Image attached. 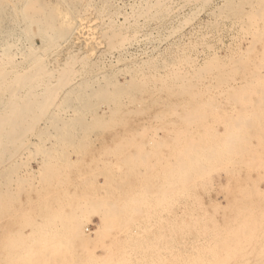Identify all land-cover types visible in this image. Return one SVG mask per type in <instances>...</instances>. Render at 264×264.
<instances>
[{"label": "bare ground", "instance_id": "6f19581e", "mask_svg": "<svg viewBox=\"0 0 264 264\" xmlns=\"http://www.w3.org/2000/svg\"><path fill=\"white\" fill-rule=\"evenodd\" d=\"M62 1L74 14L78 3L85 2ZM166 1L170 3L172 0H153L135 7L129 26L126 20L121 23L115 20L97 23L94 29L99 30L105 44L104 54H101L107 56L117 52L116 60L122 59L131 40L128 31H135L140 19L143 22L165 18L171 11ZM181 1L206 6L212 0ZM226 1L225 5L216 7V13L219 19L222 16L231 19L250 37L244 49L237 45L225 58L212 55L204 59L203 56L200 65L194 60L196 58L190 56V52L189 55L183 52L177 56V49H173L178 58L170 50L173 53L169 52L170 58H176L173 57L174 61L171 62L167 60V63H163L162 60V63H157L153 61L155 58L149 57L126 64L118 71L126 76L120 82L116 78L118 74L110 72L112 69L109 72L103 70L104 62L97 56V59L91 60L72 47H63L61 58L55 57L56 53H52L60 43L68 42L69 34L58 30L49 14L35 7V0H0V218L14 219L18 223L17 231L9 229L13 233L3 243L9 248L4 261L2 254L5 255V250L0 247V264H97L87 255L89 248L95 246L105 251L102 262L98 264H127L129 261H125L127 253L124 251L127 243L125 234L128 232L126 225L140 212L141 207V210L143 207L147 210L156 200L162 209L167 208L163 204L170 208L171 204L175 205L176 197L189 200L191 208L185 203L188 206L179 211L180 215L174 217L168 228L171 242L176 244V238L182 241L173 247L169 264H264V0ZM133 36L134 41L136 35ZM183 45L177 47L183 49L187 43ZM85 52L88 54L89 51ZM226 101L230 102V107L224 111L221 107ZM154 124L160 126H157L160 131L166 132L169 144L159 141L153 134L149 135L150 139L146 138L151 141L150 144L153 143L150 146L146 145L148 141L136 142L135 137L128 139L122 136L124 141H120L119 136L118 142L115 136L112 138V141L115 140L113 149L112 141L107 142L112 144H109L112 150L110 147L104 149L107 150L104 153L107 152L108 156L111 155L109 158L115 161V168L108 165L105 169L98 167L104 170L102 174L96 165L93 166L97 173L104 176L102 185L95 187L84 180L89 185H81L85 187L83 191L77 193L73 188L76 193L66 192L71 187H68L65 179L69 178V174H74L77 166L80 170L85 160H89L85 158V151L82 155L74 152L79 147L84 150L86 142L82 139L87 134L106 130L112 136L113 129L118 133L126 127L143 132L146 126L154 127ZM123 131L122 135H127ZM142 136L138 137L141 141L147 135ZM30 137L38 141L32 152L41 157V167L37 169L35 179L40 184L39 188L34 186V174L31 177L29 173L30 177H26L21 171L23 164L20 166L19 161L23 151L30 153ZM49 140L53 142L46 148L43 143H49ZM150 147L152 150L154 147L156 152L146 149ZM163 147L169 148L166 159L162 157L164 152H158ZM90 151L88 154L93 153ZM160 154L162 156L158 157ZM73 155L84 156L83 164ZM32 158L28 159L32 161ZM99 158L96 161L106 167ZM141 167L144 172L145 169L155 170L153 174L150 172L156 175L153 178L161 170L159 176L162 174L160 178L163 177L164 183L159 191L156 189V194L160 196L162 205L156 195L151 199L153 195L143 188L150 180L145 181L147 177L142 179V172H139ZM90 169L89 166L86 172ZM21 172L25 177L21 176ZM95 173H91L93 177ZM213 175L218 179L223 177L224 183L219 180L214 182ZM148 178L151 179V176ZM63 180L67 190L61 189L60 193L58 189L62 188ZM91 181L93 183L94 179L91 178ZM150 185L147 186L156 187ZM213 189H219L223 194L225 207L217 205L219 203L213 199L214 195L211 197L216 202L203 204L209 200L202 202L200 194L213 193ZM148 197L149 201L153 200L151 203L147 202ZM39 205H52L49 210L54 206L56 209L52 213L48 210L51 214H46L47 207L41 208L46 210L42 211L45 214L40 213V208L34 213L33 208ZM92 215H97L99 219L93 241L81 231V221L88 220ZM37 217L42 220L36 221ZM10 221L5 222L6 225L14 224ZM1 223L5 224L3 221ZM23 229L28 232L23 233ZM1 230L5 233V230ZM189 235L193 237L190 241L189 238L187 240Z\"/></svg>", "mask_w": 264, "mask_h": 264}, {"label": "rangeland", "instance_id": "374dc122", "mask_svg": "<svg viewBox=\"0 0 264 264\" xmlns=\"http://www.w3.org/2000/svg\"><path fill=\"white\" fill-rule=\"evenodd\" d=\"M34 0H32V2H33ZM149 1H153V0H91V2H90V0H85V2L83 3V1H81L82 3L80 4V2L78 3V5L79 6H76L77 8V10H76V12H79V13H76L75 12V14L73 13V11L71 10L70 11V8H69V6L66 4V3H64L62 0H35V2H34V5H35V7H37L38 8V10H40L41 12H43V13H48L49 14V16H50V18L52 19V21H53V23H54V25L57 27V29L58 30H61V31H64V32H62V33H64V34H69V40H68V42L67 43H65V44H63V43H60L59 44V47L58 48H56L55 50H54V53H52L53 55L55 54V57H56V55L57 56H59L60 58H61V56L60 55H62L63 54V47L64 48H66L67 49V47H72L74 50H76V51H79V54H82V55H87V57H89L88 59H91V60H93V59H101V61L103 60V64H102V66H104V67H102L103 68V70L105 71L106 70V72H109L111 69V71L110 72H115L116 73V78H117V80L118 81H120V82H122V80H124L125 78H126V76H122V73L120 74V73H118V71H119V69L121 68H123L126 64L127 65H129V63L131 62H138V61H142V60H146V59H148L149 57L152 59V58H157L156 60L155 59H153V61H156L157 63H160L162 60H163V63L164 62H168V61H170L171 62V60L172 59H174L175 57H176V55L177 56H180L181 54H184V53H189L190 52V56L192 57V58H196V59H194L196 62H197V64H202L203 63V56H204V59L205 58H207L208 56H212V55H216V56H218L219 58H225V57H228L229 55H231V52L234 50V48L236 47H238V48H242V49H244L246 46H247V43H248V40H249V36L248 35H245L244 34V32H242V30H241V28L239 27V26H237V25H235L234 23H233V21H231V19H228V18H226V17H223L222 16V19H221V17H220V19H219V15H218V13H216V9L220 6V5H225L226 3H227V1L224 3L223 1L224 0H210L211 2L208 4V5H206V6H201V5H199L197 2H192V3H190V4H185L183 1H181V3H180V0H172V1H170V3H169V1H166L167 2V4H168V6H169V11L170 12H168V14L165 16V18L163 17V18H161V19H159V20H152V21H143L142 22V19H140L139 21H138V25H137V27L136 28H134L135 29V31L134 30H129L128 32V36L130 37V44L129 45H126V53H125V55L122 57V59H119V60H116V58H117V56H118V53L117 52H114V53H112V55H107V56H103L102 54H104L103 53V51L105 50L104 48H105V44H104V42H103V40L100 38L101 36H100V33H99V30L98 29H94V28H96V24L97 23H99L100 21H103L104 23H106V21L108 22V21H116V23H121V22H124L125 20L127 21V23H126V25L127 26H129L131 23H132V21H133V19H132V12H133V10L135 9V7H138V6H140V5H142V4H144L145 2H149ZM233 3L234 2H237L236 0H231ZM90 2V3H89ZM194 3V4H193ZM221 3V4H220ZM86 4V5H85ZM184 4V5H183ZM82 7H81V6ZM199 5V6H198ZM211 5V6H210ZM84 6H86V7H84ZM188 6V7H187ZM190 6V7H189ZM196 7H198V9L196 8ZM217 7V8H216ZM221 7V6H220ZM81 8V10L79 11L78 9H80ZM177 8V9H176ZM244 8L246 9L247 8V6H244ZM194 9V10H193ZM197 9V10H196ZM97 10V11H96ZM102 12H101V11ZM215 10V11H214ZM95 11H96V13H95ZM201 11V12H200ZM218 11V10H217ZM182 12V13H181ZM83 14V15H82ZM188 14V15H187ZM79 18H77L76 16ZM174 15V16H173ZM217 15H218V18H217ZM82 16V17H81ZM176 16V17H175ZM86 17V18H85ZM90 17V18H89ZM112 17V19H110V18ZM184 17V18H183ZM199 17V18H198ZM106 18V19H105ZM178 18V19H177ZM96 19V20H95ZM99 19V20H98ZM216 19H217V21H216ZM224 19V20H223ZM90 20V21H89ZM131 20V21H130ZM228 20H230V21H228ZM89 21V22H88ZM114 21V22H115ZM141 21V22H140ZM216 21V22H215ZM88 22V23H87ZM95 23V25L94 26H92V23ZM173 22V23H172ZM175 22V23H174ZM211 22H214V23H211ZM221 22V23H220ZM229 22V23H228ZM79 23V24H78ZM171 23V24H170ZM185 23V24H184ZM78 24V25H77ZM87 24V25H86ZM142 24V25H141ZM141 27V28H140ZM182 27V28H181ZM199 27H200V29H199ZM93 28V29H92ZM235 28V29H234ZM239 28V29H238ZM83 29H85L86 30V32H85V30L84 31H82ZM92 31H91V30ZM156 29V30H155ZM202 29V30H201ZM137 30V31H136ZM172 30H174V31H172ZM238 30H241V31H238ZM193 31V32H192ZM66 32V33H65ZM68 32V33H67ZM83 32V33H82ZM88 32V33H87ZM93 32V33H92ZM136 32V33H135ZM210 32V33H209ZM93 34V35H90L89 36V34ZM95 33V34H94ZM152 33V34H151ZM166 33V34H165ZM176 33V34H175ZM205 33V34H204ZM87 34V36L85 37V35ZM145 34V35H144ZM133 35H136L135 36V39H134V41H133ZM189 35V36H188ZM212 36V37H210V36ZM241 35V36H240ZM150 36V37H149ZM181 36V37H180ZM137 37V38H136ZM201 37V38H200ZM208 37V38H207ZM210 37V38H209ZM238 37V38H237ZM89 39L88 41L86 40V39ZM100 38V39H99ZM78 39V40H77ZM197 39V40H196ZM209 39V40H208ZM214 39V40H213ZM240 39V40H239ZM243 39V40H242ZM247 39V40H246ZM92 41L91 43H89V41ZM102 42H101V41ZM180 40V41H179ZM190 41V46H189V44H188V42ZM245 40V41H244ZM98 41H99V43H98ZM199 41V42H198ZM201 41V42H200ZM219 41V42H218ZM70 42V43H69ZM75 42V43H74ZM78 42V43H77ZM131 42H133L132 44H131ZM172 42H174V44L172 43ZM178 42V43H177ZM185 42V43H184ZM77 43V44H76ZM98 43V44H97ZM129 43V42H128ZM186 43H187V45H186ZM192 43V44H191ZM194 43V44H193ZM200 43V44H199ZM237 43V44H236ZM61 44H63V45H61ZM93 44V45H92ZM177 44H179V45H177ZM183 44H185L186 46L182 49V48H178L177 46H180L181 45V47H183L184 45ZM199 44V45H198ZM233 44H235V45H233ZM69 45V46H68ZM74 45V46H73ZM78 45V46H77ZM86 45H88V46H86ZM92 45V46H91ZM102 45V46H101ZM192 45V46H191ZM205 45V46H204ZM238 45V46H237ZM75 46L77 47V48H75ZM100 46V47H99ZM170 46V47H169ZM174 46H176V48H172V47ZM189 46V47H188ZM194 46V47H193ZM196 46V47H195ZM234 46V47H233ZM86 47H89V48H87L86 49ZM94 47V48H93ZM103 47V48H102ZM187 47H188V49H187ZM192 47V48H191ZM208 47V48H207ZM62 48V49H61ZM164 48H165V50H164ZM195 48V49H194ZM58 49V50H57ZM78 49V50H77ZM90 49V50H89ZM173 49H177L176 51H177V53H176V55H175V52L176 51H174L173 52ZM179 49L180 50H182V52L180 53V51H179ZM186 49V50H185ZM190 49V50H189ZM191 49L193 50V51H191ZM85 50L86 51H89L88 52V54H87V52H85ZM170 50H172V52L174 53V55H175V57L173 58L172 56H171V58H170V55L171 54H173ZM186 52H185V51ZM196 50V51H195ZM228 50V51H227ZM56 51V52H55ZM60 51V53H58V52ZM80 51L82 52V53H80ZM98 51H100V55H99V52ZM167 51H168V53H167ZM85 52V53H84ZM95 52V53H94ZM98 52V53H97ZM169 52L171 53L170 55H168L169 54ZM184 52V53H183ZM192 52H193V54H192ZM208 52V53H207ZM102 53V54H101ZM178 53H179V55H178ZM199 53V54H198ZM202 53V54H201ZM214 53V54H213ZM59 54V55H58ZM91 54V55H90ZM161 54V55H160ZM88 55H90V56H88ZM93 55V56H92ZM99 55V56H98ZM161 57H160V56ZM189 55V54H188ZM193 55V56H192ZM196 55V56H195ZM95 56H97V58L95 57ZM156 56V57H155ZM165 56V57H164ZM169 56V57H168ZM225 56V57H224ZM59 57H57V58H59ZM59 58V59H60ZM105 58V59H104ZM169 58V59H168ZM176 58H178V57H176ZM175 58V59H176ZM107 59V60H106ZM137 60V61H136ZM168 60V61H167ZM172 61H174V60H172ZM169 62V63H170ZM162 63V62H161ZM110 66H109V65ZM116 64L118 65V66H116ZM199 64V65H200ZM120 65V66H119ZM107 66H109V67H107ZM114 66H115V69H114ZM112 67V68H111ZM119 67V68H118ZM118 68V69H117ZM108 69V70H107ZM120 69V70H121ZM115 70V71H114ZM162 69H160L159 71H161ZM112 72V73H113ZM120 74V75H119ZM121 78V79H120ZM123 78V79H122ZM226 103H228V104H226ZM226 106V107H225ZM228 106V107H227ZM229 107H230V102L229 101H226L225 103H224V106H223V104H222V109H224V111L225 110H227V109H229ZM153 111V110H152ZM152 111H150V113H152ZM206 112L208 113L209 112V110L208 109H206ZM211 120V118L209 117V121ZM160 127L159 125H155L154 124V127H153V125L152 126H146V129H144V131L142 132L140 129H133V131L135 132H133L132 131V129H129V127H126V129H120L119 131L116 129V131H118V133L117 132H115V129H113L112 130V132H114V133H111L112 134V136L110 135V133L108 134L107 133V131L106 130H100V131H94L93 133L91 132V133H89V134H87L86 135V137L85 138H83L82 139V141H84V142H86L85 143V145L87 146H85L84 145V147L86 148V150H88V151H90V152H93V153H90V154H88L89 152L88 151H86L85 150V148H84V150H83V147H79V149L80 148H82V150L81 151H79V149H76V150H74V152L77 154V155H82V154H84L83 152L85 151V153H87V154H84L85 155V158L86 159H88L89 158V160H85V158H84V156L82 157H80V156H75V155H73V156H75V158H77V160L79 161V160H81V162H82V164H83V161L85 160V162H84V164L82 165V167H84L85 168V171H83V169H82V167H81V165H79L80 167V170L78 169V166H77V169H78V171L79 172H81L82 173V171H83V175H81L78 171H77V169L75 170V172L74 171H72V172H70V173H73L74 172V174H69V178L68 179H65L66 180V182H65V180H63L62 181V188H59L58 190H59V192L60 193H62V190L61 189H66V187H67V185L66 184H64L63 182H65V183H67L68 184V187L70 188H68L70 191H66V190H63V192H69V194H71L70 192H74V191H77V193L78 192H80V191H83L84 189H85V187L86 186H88L87 185V183H90V184H93V186H100V184L102 185V181H105V180H102L103 178H104V176L102 175L103 173H104V170L102 169V171H101V169H99V168H107V165L108 166H110V168H115V161H113V158H109L111 155H107L106 153H104L105 151H107V150H104V149H106L107 147H110L114 142H115V140L117 139V141L119 142V140L120 141H124L123 140V138L124 137H122V136H126L125 138H134L135 139V141L136 142H142V143H146L147 141H148V139H146V138H148L149 137V139H150V136L153 134V136H155L159 141H164V143H165V141L169 144V140L165 137V133L166 132H164V131H160V129L157 127ZM152 127L154 128V131H153V129H152ZM149 128V129H148ZM158 129H159V131H158ZM218 129H220V127L218 128ZM122 130H124L123 131V133L124 134H127V135H122V133H121V131ZM101 131H102V133H101ZM145 131H146V133H145ZM156 131V132H155ZM106 132V133H105ZM108 132H111V131H109L108 130ZM130 132H131V134L132 135H130ZM138 132V133H137ZM139 132H142L141 133V135H143V136H146L145 137V139L143 138L142 139V141H141V139H138V137H140L141 135H139ZM149 132V133H148ZM153 132V133H152ZM156 134H155V133ZM116 133V134H115ZM143 133H145V134H143ZM108 134V135H107ZM119 134V135H118ZM121 134V135H120ZM136 134V135H135ZM151 134V135H150ZM92 135V136H91ZM103 135V136H102ZM118 135V136H117ZM135 135V136H134ZM150 135V136H149ZM164 135V136H163ZM90 136V137H89ZM107 136V137H106ZM116 136V137H115ZM120 136V137H119ZM142 136V137H143ZM95 137V138H94ZM103 137V138H102ZM113 137H115L113 140L114 141H112V138ZM117 137H119V140H118V138ZM32 138V139H31ZM35 138V137H34ZM33 137H30V144L32 145H30L31 147V149H29L30 150V153H28V150L26 151V153H25V151H23L21 154L22 155H20V157H19V161L21 162H19L20 163V166H21V171L22 172H24V174L25 175H27L26 177H30V175H31V177H33L32 175L34 174V181L33 180H31V181H33V182H35V185L34 186H37L36 188H39L40 186V184H37V180H35L36 179V177H37V172H38V170H39V168L41 167L40 165H41V157L40 156H36L33 152H32V150H34V144H37L38 143V141H37V139L35 138L34 139ZM97 138V139H96ZM122 138V139H121ZM141 138V137H140ZM89 139V140H88ZM35 140V141H34ZM91 140V142H89ZM155 140V139H154ZM34 141V142H33ZM110 141H112V144L111 143H109V144H111V145H109V144H107V142H110ZM116 141V142H117ZM146 141V142H145ZM150 141V140H149ZM148 141V142H149ZM53 142V140H49V143H47V142H44L43 143V145H45V147L47 148V147H49L50 146V143H52ZM151 142V141H150ZM150 142L149 143H146V145H148V146H150V145H153V143H151L150 144ZM48 145H47V144ZM105 143V144H104ZM166 143V144H167ZM84 144V143H83ZM165 144V145H166ZM167 144V145H168ZM47 145V146H46ZM109 145V146H108ZM89 146V147H88ZM106 146V147H105ZM147 146V147H148ZM104 147V148H103ZM113 147H114V144H113V146H112V149H113ZM165 147V146H164ZM161 148L160 150L158 149V152L159 153H162V152H164V153H162L164 156H162V154H160L158 157H160V156H162L164 159H166L167 157H166V155L165 154H167V151L169 150V148ZM33 148V149H32ZM88 148V149H87ZM91 148V149H90ZM98 148H99V150H98ZM111 149V147H110V150H112ZM146 149H148V150H150V151H153L154 150V152H156V149H154V147H153V150H152V147H150V148H146ZM79 152H78V151ZM101 150L103 151V152H101ZM100 151V153H98ZM165 151H166V153H165ZM32 152V153H31ZM79 153V154H78ZM108 153H109V148H108ZM27 154H31L30 155V157H29V155H27ZM93 156H92V155ZM94 154H95V156H94ZM87 155V156H86ZM97 155H99V157H101L102 159L100 160V158L99 157H97ZM100 155H102V156H100ZM21 156L23 157V156H25L24 158H25V160H28V161H25L24 160V158H21ZM33 158H32V157ZM89 156V157H88ZM93 157V159H92V157ZM40 159H39V158ZM91 157V158H90ZM28 158H32L33 160L31 161V159H28ZM35 158V159H34ZM82 158H84V160H82ZM97 158H99V160L100 161H102V164H103V162H105V166L106 167H103V165L101 166V162H99V161H96V160H98ZM37 159V160H36ZM39 159V160H38ZM92 159V160H91ZM29 160H30V162H29ZM110 160V161H109ZM91 161V162H90ZM94 163H93V162ZM108 161L110 162V164L108 163ZM22 162H25V164H26V167H25V164L24 163H22ZM40 162V163H39ZM80 162V161H79ZM97 162H99V163H97ZM85 163H88V165H86ZM91 163L93 164L92 166H91ZM108 163V164H107ZM112 163V164H111ZM90 164V165H89ZM29 165V166H28ZM87 167H86V166ZM96 165V166H95ZM90 166V170L88 171V173L86 172L87 171V169H88V167ZM93 166H95V167H97V169L99 170V171H101V173L99 174V173H97L98 171H97V169L96 168H94ZM101 166V167H100ZM114 166V167H113ZM23 167H24V169L25 170H27V171H25L24 169H23ZM92 167L94 168V169H92ZM99 167V168H98ZM161 167V169L163 168L162 167V165L160 166ZM27 168V169H26ZM30 168V169H29ZM29 169V170H28ZM38 169V170H37ZM143 168L141 167V168H139V172L141 173V175L143 176L142 177V179L144 178V180H145V178L147 179V180H145V181H147V182H149L148 180H150V182L149 183H144L145 185H144V189L148 192H150V195L152 196L153 195V197H151V199H153L154 198V196L156 195L157 197H158V195L156 194L157 193V191H156V189H158V191L160 190V188H161V184H163L164 183V179H162L163 177H161L160 178V176L162 175L161 173V175L159 176V172L161 171L160 169V171H158V169H157V171L158 172H156V173H158L157 175L159 176V178H153L154 176H156L155 174H154V176L152 175L153 173H155V170L154 171H150V170H147V169H145V171L146 172H144L143 170H142ZM24 170V171H23ZM32 170V171H31ZM35 171V172H34ZM94 171H96V173L94 172ZM150 173H148V172ZM21 172V176L22 175H24L23 173ZM77 172V173H76ZM95 173L96 175L93 177V175L91 174V173ZM29 173H30V175H29ZM36 173V174H35ZM79 173V174H78ZM146 173H147V175H146ZM79 175L78 176V178L77 179H75L76 177H77V175ZM88 174H89V176H88ZM151 176V179H149L148 177H149V175ZM25 175H24V177H25ZM36 175V176H35ZM72 175H75L74 177L75 178H72ZM81 175V176H80ZM90 175H92V177L90 176ZM99 175V176H98ZM146 175V176H145ZM86 176V177H85ZM98 178H97V177ZM153 176V177H152ZM23 177V176H22ZM89 177H90V180L88 181V179H89ZM83 180H82V179ZM85 178V179H84ZM91 178L92 179H94V182L92 183V181H91ZM153 178V179H152ZM212 179H213V181L214 182H218V180L221 182V183H224L223 181H225V179H223V177H220L219 179L215 176V175H213V177H212ZM223 179V180H222ZM72 183V185H71V183H69V181ZM74 180H76V183H73V181ZM82 180V181H81ZM84 180H86V182L84 181ZM151 180H152V182H151ZM154 180V181H153ZM156 180H157V182H156ZM79 181H81V184H80V182ZM91 181V182H90ZM145 181H143V182H145ZM160 181H161V183H160ZM32 182V183H33ZM79 182V183H78ZM98 182V184H95V183H97ZM159 182V183H158ZM78 183V184H77ZM159 184V185H157V184ZM34 184V183H33ZM75 184H77V186H79V187H77ZM84 184V186H81V185H83ZM150 184H153V187H154V185L156 186L155 188H152V187H150L151 185ZM147 185H150V186H147ZM63 186H64V188H63ZM76 186V187H75ZM35 188V189H36ZM74 188V189H73ZM76 188V189H75ZM78 188V189H77ZM74 191H73V190ZM82 189V190H81ZM72 190V191H71ZM214 191H213V193H215V194H213L211 191L210 192H205L204 194H200V197H201V199H203L202 200V202L203 201H208V202H204L203 204H205V205H207V203L208 204H210L209 202H214L215 200L217 201H215L216 203H219V204H217L218 206H222V207H225L226 206V203H224V199H225V197L224 196H222L223 194L219 191V189H213ZM154 191V192H153ZM33 192H34V189H33ZM32 192V199H34V193ZM74 193H76V192H74ZM208 193L210 194V195H208ZM219 193V194H218ZM221 193V194H220ZM207 194V195H206ZM217 194V195H216ZM150 195H149V197H150ZM208 196V199H206V196ZM212 195H214V196H212ZM155 196V197H156ZM205 196V197H204ZM214 197L213 199H215V200H213L212 199V197ZM149 197H148V200H147V202L149 201ZM160 197V196H159ZM157 198L158 199V201L160 202V205H162V203H161V198ZM204 197V198H203ZM210 197V198H209ZM224 197V198H223ZM221 198L223 199V200H221ZM151 199H150V203L153 201H151ZM160 199V200H159ZM178 197H176V202H175V200H174V204L175 205H173V204H171V206H170V208H169V205L168 206H166V205H162V206H164V207H167V208H161L160 206H158V202L155 200L153 203H155V205L157 206V208H154L155 207V205H154V207L153 208H151L152 206H153V203H151V207H149V209H147V210H145L144 208L145 207H143V210H141V208H140V212L138 211L137 213L138 214H136L135 216H134V218H133V220L130 222V223H128L126 226L128 227V228H126V226H125V228L127 229V234H125L126 236H125V238L127 239L126 241H127V243H125V246H124V251L127 253V255H125L127 258L125 259V261L126 262H128L127 264H164V262H165V264L167 263V264H169V262H170V260H171V254L170 253H172L173 251H174V249H173V247H175V245L177 244V245H179L181 242H180V239L179 238H176V244H174V242H171V237H170V235H171V233L170 232H168V228H170V225L172 224V222L175 220L174 219V217H176L177 215H180V213H179V211L181 210L182 211V208H184V206L185 207H187L188 205H190L189 204V200L187 201L186 199H182V198H179L178 200ZM182 199V201L180 202V200ZM183 200H184V202H183ZM185 200L187 201V202H185ZM177 201H178V203H177ZM219 201V202H218ZM225 201H226V199H225ZM158 204H157V203ZM181 203V204H180ZM185 203H187L188 205L186 206V204ZM215 203V204H216ZM146 204H148V206H150V204L149 203H146ZM184 204V205H183ZM42 206V205H41ZM40 205L38 206V207H35V206H33V207H35V208H33V209H35L34 211V213H37L38 211H39V208H40V213L42 212V211H46V210H42L41 208H43V209H46V207L48 208L47 209V212H48V210L51 208L50 206H52V205H48V206H42L41 207ZM182 206V207H181ZM173 207V208H172ZM53 208V207H52ZM146 208H148V207H146ZM151 208V209H150ZM169 208V209H168ZM178 208H179V210H178ZM191 208V205L189 206V209ZM54 210L56 209V207L54 206V208H53ZM53 209H51V210H49V211H51V213L53 212ZM153 209V210H152ZM159 209V210H158ZM163 211H162V210ZM156 210V211H155ZM161 210V211H160ZM176 210H177V212H176ZM54 212H56V211H54ZM154 212H156V214H158V215H156ZM161 212H163V213H161ZM195 212V211H194ZM51 213H46V214H51ZM79 213V212H78ZM141 213V214H140ZM155 214V217H154V214ZM175 213H177V214H175ZM42 214H45V213H43L42 212ZM41 214V215H42ZM174 214H175V216H174ZM148 216V217H147ZM172 216V217H171ZM35 217V216H34ZM34 217L32 216V218L34 219ZM98 216L97 215H92L91 216V218H89L88 220H85V221H81V224H82V229H81V227H80V229H81V231L83 232V234L85 235V237L86 238H88L89 240L91 239V241H93L94 240V238H95V236H94V231L97 229V227H98V225H99V219L97 218ZM140 217H142V218H140ZM153 217V218H152ZM157 217H159V218H157ZM36 218V217H35ZM38 218V217H37ZM42 220V218H38V219H35L36 221H38V222H40L41 220ZM142 219H144V220H142ZM147 219V220H146ZM154 219V220H153ZM4 220H8L7 218H0V221L2 222H6V221H4ZM146 220V221H145ZM167 222H166V221ZM177 220V219H176ZM8 221H10V220H8ZM7 221V222H8ZM16 221V222H15ZM87 221V222H86ZM163 223H162V222ZM169 221H170V223H169ZM0 222V224H2ZM6 222V223H7ZM10 222H14V224L12 223V225H11V223L10 224H7L6 225V223L4 224V225H0V228L1 229H3V230H5V233L4 232H2V230L0 231V240H2V244L3 243H5L6 241H8L9 239H7V238H10V236H11V234L13 233V231H15L16 230V227H17V220H14V219H12ZM9 223V222H8ZM162 223V224H161ZM169 223V224H168ZM80 224V225H81ZM84 224V225H83ZM5 225H6V227H5ZM13 225H15V226H13ZM12 226V227H11ZM164 227H165V229H164ZM8 229V233H6V230ZM9 229H14L12 232L11 231H9ZM18 229V228H17ZM162 229V230H161ZM17 231V230H16ZM23 233H27L28 232V230H26V229H23ZM162 233H161V232ZM170 231V230H169ZM25 233V234H26ZM4 234H6L5 236H4ZM8 234V235H7ZM191 237V238H190ZM188 238H189V241L193 238L192 236H187V240H188ZM169 239V240H168ZM185 239H186V237H185ZM3 240H4V242H3ZM6 240V241H5ZM155 240V241H154ZM167 240V241H166ZM155 242V243H154ZM0 243V247L3 249V250H5V255L4 254H2V256L3 257H5V258H3V260H2V256L0 257V262H2V261H4L5 259H6V256L8 255V246H6L5 244H3V246L4 247H2V244ZM174 246H173V245ZM176 245V246H177ZM168 247V248H167ZM91 248V247H90ZM89 248V251H87V255H88V257L91 259V261L92 262H94V263H101L102 262V260H103V258H104V256H105V251L102 249V248H100L99 246H95V247H92L91 249ZM159 249V250H158ZM164 249V250H163ZM166 249V250H165ZM1 251V250H0ZM154 251H156V252H154ZM2 252H4V251H2ZM155 253V254H154ZM7 254V255H6ZM167 256L169 257V258H167ZM137 257V258H136ZM145 257V258H144ZM134 260H133V259ZM140 258V259H139ZM164 258V259H163ZM148 259V260H147ZM166 259V260H165ZM2 260V261H1ZM164 260V261H163ZM169 260V261H168ZM147 261V262H146ZM156 261V262H155ZM155 262V263H154ZM2 264V263H1Z\"/></svg>", "mask_w": 264, "mask_h": 264}]
</instances>
